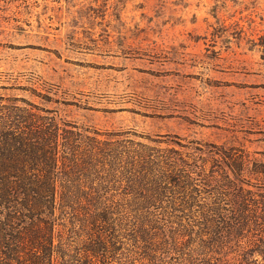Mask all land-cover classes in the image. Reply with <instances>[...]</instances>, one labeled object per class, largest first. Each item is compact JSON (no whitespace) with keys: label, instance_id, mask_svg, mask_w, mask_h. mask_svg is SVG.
<instances>
[{"label":"rangeland","instance_id":"rangeland-1","mask_svg":"<svg viewBox=\"0 0 264 264\" xmlns=\"http://www.w3.org/2000/svg\"><path fill=\"white\" fill-rule=\"evenodd\" d=\"M3 107L121 145L104 264H256L210 213L264 185V0H0Z\"/></svg>","mask_w":264,"mask_h":264},{"label":"trees","instance_id":"trees-1","mask_svg":"<svg viewBox=\"0 0 264 264\" xmlns=\"http://www.w3.org/2000/svg\"><path fill=\"white\" fill-rule=\"evenodd\" d=\"M3 108L0 264H88L91 259L104 264L108 247L102 229L111 225L108 214L114 208L103 193L109 183L117 182V172L133 180L117 171L121 153L117 146L121 145L98 138L86 144L80 133H65L54 118ZM95 178L94 186L91 179ZM159 179L166 182L168 178ZM257 187L261 188L237 187L229 207L214 201L210 215L214 234L225 239L226 245H235L243 263L264 264V185ZM56 211L63 216L69 213L96 235H90L89 242L73 253L64 239L55 243Z\"/></svg>","mask_w":264,"mask_h":264}]
</instances>
